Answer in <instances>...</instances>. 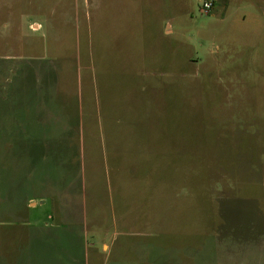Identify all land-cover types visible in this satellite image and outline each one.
Masks as SVG:
<instances>
[{
  "label": "rangeland",
  "instance_id": "374dc122",
  "mask_svg": "<svg viewBox=\"0 0 264 264\" xmlns=\"http://www.w3.org/2000/svg\"><path fill=\"white\" fill-rule=\"evenodd\" d=\"M5 105L49 123L0 141V196L79 200L77 264H264V0H0Z\"/></svg>",
  "mask_w": 264,
  "mask_h": 264
},
{
  "label": "crops",
  "instance_id": "0c3cea01",
  "mask_svg": "<svg viewBox=\"0 0 264 264\" xmlns=\"http://www.w3.org/2000/svg\"><path fill=\"white\" fill-rule=\"evenodd\" d=\"M46 106L5 105L0 114V141L4 144L6 141H16L18 143L25 141L30 144V141L33 140L32 132L36 131L34 127L49 123L47 114L43 120L36 118L43 110L47 109ZM21 113L25 118H20ZM29 158H31V155ZM3 184L5 185V180L0 170L1 193ZM79 204V200L74 201L72 209H67L71 207L69 204L66 205L65 209H61L58 223L45 221L36 224L28 219L19 220L14 216L18 208L25 206V204L19 203L16 198L6 199L0 196V227L20 228L19 232L21 233V235L19 233V237L13 245L4 248L6 256H4L3 250H0V264H77L79 261L78 254H81L83 249L78 246L81 235H83V225H81L83 216ZM29 205L33 207L36 203L31 200ZM6 211L9 214L13 213L14 219L11 222H4L7 214H4V217L1 213ZM47 218L53 220V217ZM71 219L74 221H70ZM22 240H24L25 246L21 244ZM72 242L75 244L74 246H66L67 243ZM103 249L108 251L107 245H103ZM11 254L13 255L11 256Z\"/></svg>",
  "mask_w": 264,
  "mask_h": 264
},
{
  "label": "built area",
  "instance_id": "2783aa9c",
  "mask_svg": "<svg viewBox=\"0 0 264 264\" xmlns=\"http://www.w3.org/2000/svg\"><path fill=\"white\" fill-rule=\"evenodd\" d=\"M213 7L212 1H204L201 6V13L207 14Z\"/></svg>",
  "mask_w": 264,
  "mask_h": 264
}]
</instances>
